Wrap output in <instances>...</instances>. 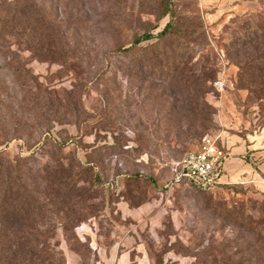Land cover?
I'll list each match as a JSON object with an SVG mask.
<instances>
[{"label":"rangeland","instance_id":"obj_1","mask_svg":"<svg viewBox=\"0 0 264 264\" xmlns=\"http://www.w3.org/2000/svg\"><path fill=\"white\" fill-rule=\"evenodd\" d=\"M0 130V239L32 224L46 264H264L263 191L174 181L203 137L232 159L264 131V0H0Z\"/></svg>","mask_w":264,"mask_h":264},{"label":"trees","instance_id":"obj_2","mask_svg":"<svg viewBox=\"0 0 264 264\" xmlns=\"http://www.w3.org/2000/svg\"><path fill=\"white\" fill-rule=\"evenodd\" d=\"M173 17V16H172ZM175 20L176 17L173 18V22H170L167 24L166 28L159 34L160 38L168 36L172 30H174L175 26ZM154 39V36L152 34H146L144 36L135 38L133 41V45L129 48H120L116 52L119 54L124 53H130L132 52L136 47L141 46L145 42H150ZM42 52L47 53H54L51 48L45 49V48H39ZM52 59V58H51ZM62 91L59 92H52L50 95L54 94L56 96L55 100L62 102L68 99V96L65 98H62ZM52 99L50 97L45 98V104L46 107L51 108ZM64 104H67L65 102ZM68 105V104H67ZM59 106H63V104H60ZM77 109V113H76ZM60 108L57 109V113H55V118L59 121L65 119L67 116L66 114H62L60 111ZM84 107L82 103L77 104L74 106V115L73 121L79 120V116L81 112L83 113ZM51 118L52 116L49 115ZM52 121L51 119L48 120ZM2 130H0V137L2 136ZM3 137V136H2ZM49 138H51V133L47 131L44 139L47 141ZM7 154L4 150L0 151V177L3 178L2 181H0V187L3 185L4 188L0 193V200L3 201L2 205L3 207H6V202L8 201L11 191L9 188L10 182H9V170H10V161L7 158ZM87 170L90 171L89 168ZM182 184V183H181ZM51 184L47 186L46 189L50 190ZM77 186V185H76ZM194 188V186L190 185ZM225 185H221L219 187H223ZM196 191H199L198 189L194 188ZM51 196H54V192ZM82 194H78L77 198L79 201H81ZM78 201V202H79ZM59 205H64V202L62 201ZM5 213V209H4ZM16 225H12L10 227H7L6 225H2V230L5 231L4 237L0 239V255L2 256V259L5 260L4 264H46L47 259H38L37 254L34 252V250H39V246L35 244H42L43 247H48V242L46 241H36L34 231L35 227L28 223L23 222L20 220ZM55 229V228H54ZM58 264H64V257L63 254L60 252L58 254Z\"/></svg>","mask_w":264,"mask_h":264},{"label":"built area","instance_id":"obj_3","mask_svg":"<svg viewBox=\"0 0 264 264\" xmlns=\"http://www.w3.org/2000/svg\"><path fill=\"white\" fill-rule=\"evenodd\" d=\"M230 157L217 145V140L203 137L198 149L188 153L175 169V183L192 185L201 192H211L227 185L226 165Z\"/></svg>","mask_w":264,"mask_h":264},{"label":"crops","instance_id":"obj_4","mask_svg":"<svg viewBox=\"0 0 264 264\" xmlns=\"http://www.w3.org/2000/svg\"><path fill=\"white\" fill-rule=\"evenodd\" d=\"M234 153L239 157L232 159L230 157L226 165L228 178L243 179L246 183L255 184L264 192V131L256 135L253 140H249L245 146L235 148ZM242 153L250 154L251 163L244 165Z\"/></svg>","mask_w":264,"mask_h":264}]
</instances>
